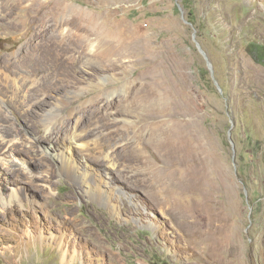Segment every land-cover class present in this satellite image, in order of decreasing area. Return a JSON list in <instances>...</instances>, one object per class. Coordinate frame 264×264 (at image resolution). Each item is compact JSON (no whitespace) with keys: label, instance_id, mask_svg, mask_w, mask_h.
Wrapping results in <instances>:
<instances>
[{"label":"rangeland","instance_id":"obj_1","mask_svg":"<svg viewBox=\"0 0 264 264\" xmlns=\"http://www.w3.org/2000/svg\"><path fill=\"white\" fill-rule=\"evenodd\" d=\"M22 1L7 16L0 9V58L24 56L15 64L32 100L25 108L0 84V264H264V0H39L103 26L96 59L121 52L132 59L125 73L83 63L72 24L36 34L38 0ZM151 67L150 87H164L152 121L173 126L168 141L185 135L190 152L202 144L203 161L145 145L141 158L127 145L149 128L117 100L133 86L142 98L148 86L137 83ZM73 129L91 156L68 144ZM196 163L206 175L187 186ZM86 167L109 200L85 191ZM166 177L156 193L151 184Z\"/></svg>","mask_w":264,"mask_h":264},{"label":"bare ground","instance_id":"obj_2","mask_svg":"<svg viewBox=\"0 0 264 264\" xmlns=\"http://www.w3.org/2000/svg\"><path fill=\"white\" fill-rule=\"evenodd\" d=\"M47 2H40L38 0V1L34 2L33 6H32V7H35V11H36L35 20L33 23V26H34L33 29L36 32V34L37 33L38 34H45V33H48L50 31V33H53L55 35V34L59 33V30L62 27L61 24L69 23V26L72 24V25H74L76 31H81V33L79 32V34L81 36L80 39L83 42V46L85 47V49L83 48L82 50H77L75 52H77V57L84 61L83 63H86L87 65H89L91 67H96V68L100 67L103 70H107L109 68L118 69V70L122 69L121 71H123V73H125L126 71L129 70V68H130L129 66H130L132 59L129 57L127 59H123L124 57L122 58L121 52L120 53L116 52L115 55L112 54V56H110L108 58L105 57L106 58L105 61H99L96 59V55H95L96 51L94 50V47L96 46V42L98 43V41H100V40L102 41L103 38L105 39V33H104L103 28H102L103 26L102 27L98 26V23H96L95 20H93V18H88L84 10L77 9L75 7H69L67 9L66 6H64V7L62 6L60 8H58V7L55 8L54 6L50 5ZM22 4H23L22 0H1L0 9H1V11H3L4 15L7 16V15L12 14L15 11L19 10V8ZM58 11H60L61 13L68 11V12L74 13L75 16L72 19H67L64 22L59 23L57 20L54 19L55 15L58 13ZM48 16H51V17L48 19L49 23L47 24L46 23L47 20H45V19H47ZM138 41H140V40L138 39ZM141 41H143V40L141 39ZM76 44H77V47H79L78 46L79 43H76ZM144 44L142 46H145ZM137 47H139V46H137ZM137 47H136V49H137ZM143 48H142V50H143ZM133 50H135V49H133ZM129 51H130V49H129ZM140 51H141V49H140ZM35 54L39 55V56H43L46 53L33 52V53H29V56L32 57ZM157 54L159 55V53H157ZM23 55H24V53H23ZM22 57L24 58V56H22V55L14 58V59L9 58L8 56H4V57L0 58V84L6 85V91L5 92H7L8 88L12 85L13 89H11V91L12 92L14 91L13 92L14 95L16 97H18L22 106L25 108H29L31 105V101H32L31 98L29 97V96H31L30 95L31 89L27 88L26 84L24 83V80H25L23 78L24 70L22 69V67H20V68L16 67V64H15L16 61L18 62V60H20ZM151 59H154V58H151ZM154 75L155 74L152 72V67L148 68L147 72H142L141 76L139 75L140 76V82L137 84H140L143 87L148 86V88L146 87L147 89L144 91L142 98L137 99L135 97L137 90H135L133 88L134 87L133 86L131 88V90H129V91L127 90L126 92L124 91L125 94L122 96V98H120V100L118 98V100H117V102H118L117 107H120L122 110H124L125 113H129V111L131 113L132 112L135 113L137 118H140L141 121H144L143 125L147 126L149 128L148 129L149 133L145 138L141 137V136L139 139L137 138L138 139V141L136 143L137 145L132 144V143H128L127 145H129V148L133 149L132 151L135 152L137 155H139L141 158H144L143 154H141V151L145 145V147L156 148L158 154L165 155V156L170 157V158H173L176 155H180V158H182L183 161L184 160L187 161L190 159L203 161L202 159L204 158L207 151L203 148L202 144H197V150H193L190 152L186 149V146H185L186 142L182 140V138L185 135H183V137L181 136L182 138L180 137V141L177 143L176 142L173 143L172 141H168V138H169L168 136L172 133L173 126L167 127L165 125L166 123L164 124L163 122H153L152 121V119H154L153 114L151 113L152 107L162 103L163 98H164V95L162 94L164 87H160V90H162V91H160L159 93H157L158 91H156L155 89H152L150 87V84L153 83L152 79H153V77H155ZM138 90H140V89H138ZM112 94H113V91H111V93L109 95L108 94L107 95L110 96ZM5 96H7L6 93H3V94L0 93V104L6 102ZM179 105H180V103H179ZM176 109H178V108H176ZM56 111H57V109L50 110L49 115L44 119L43 125H44L45 129L51 130V127L53 125L52 121L57 117ZM182 115H183V113L180 114L179 116L181 117ZM192 120L193 119L189 120L190 123H188L187 125L191 126L193 124ZM194 123H195V120H194ZM67 124H68L67 122L64 123L61 128H67ZM178 124L180 127V123L176 122V125H178ZM140 130H141V128H140ZM163 136L165 137V139L161 140V138ZM176 136H178V135H176ZM67 139L69 141L68 144L75 145L78 148H80L81 150H84L87 152L90 150V152H88V155H85V157H88L91 154V152H92L91 149H88L89 148L88 144L81 140V133L77 132V129H73L72 135L68 136ZM139 145H140V147H139ZM95 147L98 148L97 154L103 155V157H105L106 160L104 159L103 162L106 164L108 163V166H110V163H109L110 155L105 154V148L102 146H98V145ZM208 160H209L210 165H211V163L214 162L211 157L210 158L208 157ZM69 163H71V162L69 161ZM71 166H74V165H71ZM90 168H91V170H93L91 166H90ZM91 170H89L88 167L84 168V170L82 171V173L79 176L80 183L83 184L84 189L87 193L97 195L101 198L104 197L106 200H109L111 198L110 191L105 190L107 188L103 189L100 182H96L91 176H89V171H91ZM186 173L187 174L184 178H185V184L187 186L197 185L200 182V178H202L204 175H206V172L201 169V167L199 166L198 163L193 165ZM166 178L163 180L157 179L154 184H151V186L154 188L156 193L160 194V191L163 190V187L165 186V184L167 182H171L172 179H170V178L166 179ZM154 199H155V197H154ZM156 199H157V197H156ZM162 202H163V200L162 201L160 200L161 206H163ZM171 206H172V204H171ZM190 212L188 211L189 214H190Z\"/></svg>","mask_w":264,"mask_h":264}]
</instances>
